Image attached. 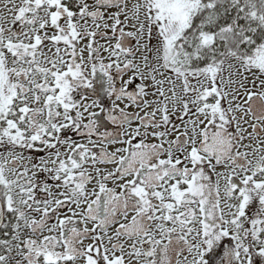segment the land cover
I'll list each match as a JSON object with an SVG mask.
<instances>
[{
    "label": "snow or ice",
    "instance_id": "snow-or-ice-1",
    "mask_svg": "<svg viewBox=\"0 0 264 264\" xmlns=\"http://www.w3.org/2000/svg\"><path fill=\"white\" fill-rule=\"evenodd\" d=\"M0 264H264V0H0Z\"/></svg>",
    "mask_w": 264,
    "mask_h": 264
},
{
    "label": "flooded vegetation",
    "instance_id": "flooded-vegetation-1",
    "mask_svg": "<svg viewBox=\"0 0 264 264\" xmlns=\"http://www.w3.org/2000/svg\"><path fill=\"white\" fill-rule=\"evenodd\" d=\"M101 43H103V41H101ZM107 167L111 168L112 166L111 165H108Z\"/></svg>",
    "mask_w": 264,
    "mask_h": 264
}]
</instances>
